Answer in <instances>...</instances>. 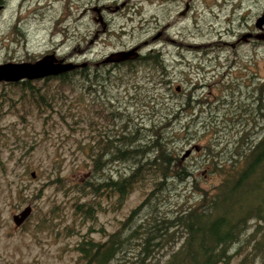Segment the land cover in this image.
I'll return each instance as SVG.
<instances>
[{
	"label": "rangeland",
	"instance_id": "rangeland-1",
	"mask_svg": "<svg viewBox=\"0 0 264 264\" xmlns=\"http://www.w3.org/2000/svg\"><path fill=\"white\" fill-rule=\"evenodd\" d=\"M95 7L103 8L105 32L101 33L100 24L94 21ZM263 9L264 0H7L6 9L0 11V62L10 58L34 61L52 50L58 57L71 55L74 62L98 61L146 41L141 55L160 51L167 58L164 75L169 79L168 89L158 91L163 97L164 108H158L161 114L166 105L179 104L189 83L196 81L202 86L194 93L196 98L209 102L201 111H183L178 124H174L182 147L180 156L192 149L184 162L192 164L193 176L207 190L218 177L207 172L206 159L197 156L193 148L198 146L200 151L211 144L219 150L239 129L252 132L255 127L251 120L246 122L252 99L244 94L239 98L237 93L230 98L227 91L239 81V88L245 92L247 84H254L252 79L264 77V41L240 40L234 48L230 44L241 38L245 26L256 22ZM14 25L19 27L16 31ZM159 31L175 42L159 37L148 44ZM95 33L100 36L92 37ZM145 72L140 69L135 77L125 75L121 80L128 79V83L109 89L115 109L118 106L138 122L145 119L141 118L145 112L134 103L139 104L142 97L148 99L145 88L152 87L149 78L154 75ZM131 84L141 94L137 95ZM36 85L40 87L42 80ZM23 94L27 98L21 100L19 88L0 84V264H82L75 249L78 241H103L117 231L150 191L151 184H137L120 208L116 195H94L85 187L92 181V168L82 147L93 143L99 131L112 124L114 128L117 119L112 123L105 117L99 100L89 106L90 96L85 95L81 105L73 101L74 105L66 102L57 107L75 114L64 121L54 112L56 109H39L27 96L29 92ZM224 99L229 102L216 108ZM232 100L234 103H230ZM193 118L196 120L189 122ZM215 129L219 131L213 133ZM111 170L129 171L128 165L116 163ZM191 186V181L174 182L169 201L161 209L169 212L187 206L196 196ZM76 203L96 205L95 217L91 220L82 215ZM28 205L31 214L15 226L12 216ZM139 218L132 224L139 223ZM166 247L155 251L152 263L158 262ZM240 248L242 251L244 246ZM240 257L236 254L228 263L219 264H238Z\"/></svg>",
	"mask_w": 264,
	"mask_h": 264
},
{
	"label": "trees",
	"instance_id": "trees-1",
	"mask_svg": "<svg viewBox=\"0 0 264 264\" xmlns=\"http://www.w3.org/2000/svg\"><path fill=\"white\" fill-rule=\"evenodd\" d=\"M165 60L162 52L149 51L131 62L120 63L118 70L108 75L72 70L46 79L47 84L38 94L33 81L24 80L20 84L19 89L29 92L27 96L33 99L37 108L56 109L54 112L64 121L65 117L72 119L75 114L65 113L57 107L67 105L66 102L74 105L73 101L81 105L85 95L90 96L89 106L99 100L105 117L112 123L117 119L114 128L112 124L109 129L99 131L98 137H93V143L82 147L92 168V181L85 187L94 195L101 192L107 198L116 195V204L120 208L137 184H151L150 191L117 231L108 234L103 241L92 238L78 241L75 249L82 264H219L228 263L236 254H241L238 264H264V77L252 79L254 84H247L245 92L239 88V81L227 91L230 98L237 93L239 98L244 94L252 99V109L246 110V122L251 120L255 124L253 133L241 128L219 150L211 144L204 145L200 151L198 146L193 148L197 156L207 160L204 161L207 172L218 177L217 183L206 190L193 176L192 164L184 162L192 149L184 158L186 150L180 156L182 147L177 142L179 137L174 133V124H178L183 111L194 112L209 102L196 98L194 93L202 87L196 81L189 83L187 94L179 104L166 105L162 111L163 97L158 91L167 90L169 84L164 75L167 73ZM140 69L146 70L145 74L154 72V75L149 78L152 87L145 88L148 99L142 97L139 104L134 103L145 112L141 117L145 119L138 122L118 106L115 109L109 89L128 83V79L122 82L121 78L125 75L135 77ZM51 82L55 83L53 87L49 85ZM136 91L137 95L141 94ZM154 92L162 98L161 102ZM25 98L22 94L21 99ZM228 102L220 100L216 108ZM158 108H162V114ZM194 120L196 118L189 122ZM218 131L215 129L213 133ZM114 163L128 165L129 171H112ZM189 181L195 199L185 207L179 206L169 212L162 210L169 201L171 185ZM75 206L91 220L98 210L96 205L89 203H76ZM138 217L139 223L133 225L132 221ZM165 246L158 262L152 263L156 258L155 251ZM241 246H244L242 251Z\"/></svg>",
	"mask_w": 264,
	"mask_h": 264
},
{
	"label": "water",
	"instance_id": "water-1",
	"mask_svg": "<svg viewBox=\"0 0 264 264\" xmlns=\"http://www.w3.org/2000/svg\"><path fill=\"white\" fill-rule=\"evenodd\" d=\"M264 24V11L256 20V26L261 27ZM260 37H255L259 40H264V32L259 34ZM247 37L240 39L245 41ZM137 45L129 50H120L109 54L103 62H122L128 59H136L139 56ZM79 65L73 62H63V59H56L52 54L44 55L34 62L22 63H3L0 64V81H18L20 79H40L48 76H55L70 70L75 69ZM187 149L182 158L190 153ZM34 175V173H32ZM32 208L30 205L24 207L19 213L12 216V221L15 226H20L31 214Z\"/></svg>",
	"mask_w": 264,
	"mask_h": 264
},
{
	"label": "flooded vegetation",
	"instance_id": "flooded-vegetation-1",
	"mask_svg": "<svg viewBox=\"0 0 264 264\" xmlns=\"http://www.w3.org/2000/svg\"><path fill=\"white\" fill-rule=\"evenodd\" d=\"M6 5H7V0H0V11H3V10H5L6 9ZM22 5V3H20L19 4V6H21ZM187 5L188 4H186V9H187ZM103 8H100V7H95L94 9H92L95 13H96V17L94 16V21L96 22V23H98V24H100V26H101V33L102 32H105L106 31V29H107V23L104 21V19H103V17H102V14H101V10H102ZM263 11H264V9L263 10H261V12L258 14V15H261L262 13H263ZM183 13V12H182ZM258 15H257V17H258ZM257 20V19H256ZM244 23H246V21H244ZM246 27V30L245 31H243V34H241L240 35V37H247L246 39H245V42H247V41H262V40H259V39H257V38H255V37H260V35L259 34H261V33H263L264 32V24L259 28V27H257L256 26V22H254L253 24H249V25H247V26H245ZM19 27L17 26V25H14V29H15V31L18 29ZM100 35H99V33H95V34H93L92 35V37H94V38H98ZM159 37H165V39L166 40H169L170 42H175L173 39H170L169 38V35H166V34H164L163 33V31H159L158 33H157V35L155 36V37H151V39H149V42H148V44L150 43V42H152V39H157V38H159ZM94 40V39H93ZM240 40L241 39H239V40H237V41H235L234 43H231L230 44V46L231 47H236V45L237 44H239V42H240ZM242 41V40H241ZM91 43V42H90ZM147 42L146 41H144L143 43H140L139 45V48H138V52H139V56L141 55V49H142V45L143 44H146ZM147 45V44H146ZM88 46V45H87ZM131 48V47H130ZM130 48H128V49H126V50H129ZM85 49H87V47H85ZM12 51H14V50H12ZM80 52H81V50H80ZM113 53V52H112ZM50 54H52L56 59H58V60H60V59H63V62H73V63H76V64H78L79 66L78 67H76L75 69H73V70H80L81 72H83L84 74H86V73H91V72H97L100 76H101V74L103 75H108V74H111V73H115L116 72V69H117V67H118V65L120 64V63H127V62H131V61H133L134 59H128V60H125V61H122V62H103V60L109 55V54H111V53H109V54H107V55H105L102 59H100V60H98V61H89L88 59H83V61H81V62H74V61H72L70 58V56L71 55H69V56H67V57H58L57 56V54L55 53V51H50V52H47V53H45V54H43V55H41L39 58H37L36 60H38V59H40L42 56H44V55H50ZM167 54V53H166ZM169 54V53H168ZM138 56V57H139ZM138 57L136 58V59H138ZM36 60H34V61H36ZM34 61H17V60H12L11 58L10 59H8V60H2V62H0V64H3V63H7V62H9V63H22V62H34ZM70 71H72V70H70ZM67 72H69V71H67ZM64 73H66V72H64ZM101 73V74H100ZM63 73H61V74H58V75H55V76H48V77H44V78H38V79H20V80H18V81H0V84H3V85H5V86H10V87H13V88H21L20 87V84H21V82L22 81H24V80H29V81H33L32 83V85H34L35 87H36V92H37V94H38V92L41 90V91H43V88H44V86L47 84V82H46V79H48V78H52V77H57V76H59V75H62ZM39 80H42V85L40 86V87H37V85H36V82H38ZM105 85H106V83H105ZM40 88H42V89H40ZM22 94H23V91H21L20 90V95H19V98L21 99V97H22ZM111 96H112V93H111ZM22 100V99H21Z\"/></svg>",
	"mask_w": 264,
	"mask_h": 264
}]
</instances>
